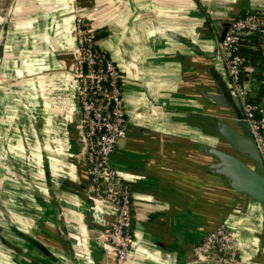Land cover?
Returning <instances> with one entry per match:
<instances>
[{
    "label": "crops",
    "instance_id": "obj_1",
    "mask_svg": "<svg viewBox=\"0 0 264 264\" xmlns=\"http://www.w3.org/2000/svg\"><path fill=\"white\" fill-rule=\"evenodd\" d=\"M257 7H264V0L5 3L0 12V264H115L106 215L92 206V222L84 217L88 179L74 147L70 76L77 12L95 28L97 44L123 79L126 133L109 158L130 188L132 245L122 264H225L194 262L191 254L193 245L219 225L232 233L240 264H264L258 204L209 173L210 158L197 146L221 147L208 116L225 111L202 94L213 86L206 66L220 24ZM219 61L216 57L215 67L222 73Z\"/></svg>",
    "mask_w": 264,
    "mask_h": 264
},
{
    "label": "built area",
    "instance_id": "obj_2",
    "mask_svg": "<svg viewBox=\"0 0 264 264\" xmlns=\"http://www.w3.org/2000/svg\"><path fill=\"white\" fill-rule=\"evenodd\" d=\"M255 35L264 55V7L250 10L229 22L215 45L222 75L238 105L264 165V80L260 100L249 103L240 79L243 57L237 52L244 36ZM97 33L87 18L74 16L75 53L70 69L79 107L81 156L85 163L92 206L106 215V240L115 264H122L132 245L130 188L109 165L116 143L126 133L118 66L97 44ZM194 262L240 264L232 233L219 225L205 233L191 249Z\"/></svg>",
    "mask_w": 264,
    "mask_h": 264
},
{
    "label": "water",
    "instance_id": "obj_3",
    "mask_svg": "<svg viewBox=\"0 0 264 264\" xmlns=\"http://www.w3.org/2000/svg\"><path fill=\"white\" fill-rule=\"evenodd\" d=\"M228 24L229 22L220 24L219 39H222ZM215 58L216 51L214 48L211 53L210 64L206 66V72L213 86L205 89L202 94L209 105H216L225 111L224 114L208 116L209 125L216 133L217 140L221 142V147L200 144H197V146L207 153L210 158V162L206 165V170L222 177L226 186L238 195L256 202L264 217V165L262 157L255 146L242 113L234 101L222 73L215 67ZM73 91L76 101L75 118L72 122V131L75 134L73 141L75 152L81 156L82 142L78 129L79 107L76 92L74 89ZM83 203L86 210L84 217L90 224L93 218L91 215L92 203L89 198L88 181L83 190ZM55 215L57 228L61 236L65 237L61 220L56 211ZM34 246L44 252L38 243L35 242ZM51 264L61 263L58 260H52Z\"/></svg>",
    "mask_w": 264,
    "mask_h": 264
},
{
    "label": "trees",
    "instance_id": "obj_4",
    "mask_svg": "<svg viewBox=\"0 0 264 264\" xmlns=\"http://www.w3.org/2000/svg\"><path fill=\"white\" fill-rule=\"evenodd\" d=\"M249 12V11H248ZM246 12V13H248ZM244 13L241 16H244ZM238 16V17H241ZM258 40L254 35L244 36L239 42L237 52L243 57L240 69V79L245 90V99L249 103H257L260 100L264 80V55L257 49ZM242 77H247V83L242 82ZM259 99L257 100V97Z\"/></svg>",
    "mask_w": 264,
    "mask_h": 264
},
{
    "label": "rangeland",
    "instance_id": "obj_5",
    "mask_svg": "<svg viewBox=\"0 0 264 264\" xmlns=\"http://www.w3.org/2000/svg\"><path fill=\"white\" fill-rule=\"evenodd\" d=\"M9 1H10V0H0V2H2V4H3V5L0 6V12L3 11L4 4L7 3V2H9ZM0 4H1V3H0ZM34 258H36V257H34ZM30 259H31V258H30ZM33 261H36V260H33Z\"/></svg>",
    "mask_w": 264,
    "mask_h": 264
}]
</instances>
